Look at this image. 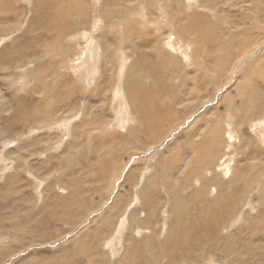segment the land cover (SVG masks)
<instances>
[{
  "label": "rangeland",
  "instance_id": "374dc122",
  "mask_svg": "<svg viewBox=\"0 0 264 264\" xmlns=\"http://www.w3.org/2000/svg\"><path fill=\"white\" fill-rule=\"evenodd\" d=\"M15 48L27 63H0V264H169L167 239L170 257L191 249L183 264H264V0H0V55ZM141 101L162 121L152 136ZM170 203L216 223L191 246L134 236Z\"/></svg>",
  "mask_w": 264,
  "mask_h": 264
},
{
  "label": "crops",
  "instance_id": "0c3cea01",
  "mask_svg": "<svg viewBox=\"0 0 264 264\" xmlns=\"http://www.w3.org/2000/svg\"><path fill=\"white\" fill-rule=\"evenodd\" d=\"M195 193H197V191L194 192V194ZM182 205L183 206H180V207H179V205H175L176 207L175 206L172 207V205L170 203L168 205V207H166L164 209H163V207H160V211L158 213V216L157 217L150 216L151 217L150 218V222H149V219H148V216L149 215L147 214L146 218L144 219L145 220V223L151 224L152 226L151 227H148V228H145L148 225H146L145 227H143L141 224L140 225L138 224L137 225V228L135 229V231L132 230V233L134 234V236H137L140 240L141 239H145L144 243H147L148 242L149 236H150L151 239L154 238V241L156 242V240H158V238H159V235L160 234H164V232H165V235L168 234L167 235V238L169 237V234L170 235H174V234L179 235V234H181L182 236H187V237H189L191 235H194L195 238L189 237L188 240H186L189 243V245L191 246L192 240H194V239H196V240L197 239H200V236H201V233H202V232L199 233V231L196 229V224L199 225L200 223H206V222H208L211 219L214 221V224H215L216 223L215 222V216H213V214H211V216H210V213L213 211V209H210V210L208 209V210L205 211V209L203 208V209H199V210H195L194 211V213L196 215H201L202 216L201 218H199V221L198 220L197 221H191V222H188L186 220L184 221L183 218H182V216L179 217V216H177L176 213L174 214V211H176L177 208L178 209H184V207L186 205L185 204H182ZM177 212H179V211H177ZM169 213L171 214V217L170 216L168 217V214ZM212 213H215V212H212ZM169 218H172V219H170L171 225L170 226L168 225V230H166L165 229V226L169 223ZM129 222H130V224H132L131 223V220L128 221V224H129ZM223 223L224 224H227L226 221H223ZM115 225H114V227L116 229H114V230L115 231L117 230V231L116 232L114 231L113 242H114V239H117L118 238L120 232L123 229V224L120 227V229L117 227V225L120 226V223L119 224H115ZM171 226H173L172 229H171ZM109 229L110 228L107 227V226L105 228L102 227V229L99 228V230H105L106 233L105 232H103V233H105L106 235H110V234H108ZM142 229H145V230H142ZM95 230H96V228H95ZM152 230H153V232L150 234V231H152ZM100 233H101V231H100ZM145 233L146 234L148 233L147 235H149V236H147V235L145 236ZM110 237H111V235H110ZM199 241H201V240H197L196 242H199ZM176 244L177 245H180L181 242H178V243L176 242ZM166 245L168 246V248L166 250H164L163 254L165 255L166 261L169 264H175V263L176 264L177 263L183 264L182 261H184V259L186 258V256H189V257L191 256V249L187 247V248H185L186 249L185 250L186 251L185 254L180 255V252H179L177 254H173L172 257H170L169 254H168V251L172 248L171 246H173L174 244L173 245H170L168 239L165 242H163V243H160L158 245H155V247H157V250H160L162 247H165ZM192 245H194V244H192ZM199 249H201V248H199ZM135 255L136 254H134L132 256V254H131V256L129 258H134ZM135 259H136L135 262H130V260H128V264H130V263L131 264H138V262L141 261V256L140 255H136ZM137 259H138V261H137ZM145 263L146 264H160V263H158L154 259H149V262H146L145 261ZM195 263L196 264H199V261H196ZM185 264H190V263H185Z\"/></svg>",
  "mask_w": 264,
  "mask_h": 264
},
{
  "label": "bare ground",
  "instance_id": "6f19581e",
  "mask_svg": "<svg viewBox=\"0 0 264 264\" xmlns=\"http://www.w3.org/2000/svg\"><path fill=\"white\" fill-rule=\"evenodd\" d=\"M2 4V3H1ZM194 18V17H193ZM194 20V19H193ZM32 22V21H31ZM30 22V23H31ZM33 24V23H32ZM46 24H49V23H46ZM54 24V23H53ZM30 25V24H29ZM58 25V24H57ZM190 25V24H189ZM53 27V26H52ZM63 27H65V26H63ZM58 29V28H57ZM61 29H64V28H61ZM66 28L64 29V30H62V31H60L59 32V30L57 31V36H58V32H59V34L60 35H64L65 33H66ZM27 31V30H26ZM83 34V33H82ZM81 34V35H82ZM63 37V36H62ZM117 46V45H116ZM65 52V51H64ZM25 53V52H24ZM27 55H28V53H26ZM26 54L24 55L23 54V52H22V49H19V48H15L14 50H12V51H10V52H5L4 53V55L2 54V55H0V63L1 64H5V62H6V64L7 65H9L10 67H9V70L11 69V64L13 63V62H15V64L14 65H18V64H24V62H26L27 63V56H26ZM64 54V53H63ZM22 56V57H21ZM66 58V57H65ZM51 59V58H50ZM10 60V61H9ZM47 62V61H46ZM35 72V71H34ZM29 76H32L31 74H29ZM130 83H132L131 81H130ZM125 84V83H124ZM46 85V84H45ZM133 85H136V84H134L133 83ZM140 85V84H139ZM136 87V86H135ZM137 87H138V84H137ZM136 87V88H137ZM34 88H36V87H34ZM33 88V89H34ZM32 89V88H31ZM37 89V88H36ZM64 89V88H63ZM62 89V90H63ZM126 89H128V88H126ZM146 89V88H145ZM42 90V89H41ZM40 90V92H41V94H43V96L45 97V100L47 99V93L46 92H44V90L43 91H41ZM71 90V89H70ZM113 90H114V88H113ZM129 90V89H128ZM132 90V89H131ZM30 92H29V94L33 91H31V90H29ZM36 91V90H35ZM132 91H134V90H132ZM138 92H136V91H134V93H135V95L137 96V95H139V90H137ZM144 91V90H143ZM38 92V91H37ZM36 92V93H37ZM145 92V91H144ZM33 94H34V91L32 92ZM70 93H71V91H70ZM151 93V92H150ZM50 94V93H49ZM76 94V93H75ZM132 94V93H131ZM80 95V94H79ZM129 95V94H128ZM134 95V96H135ZM64 97H65V95H63ZM51 97H53V96H51ZM131 97V96H130ZM143 97H145V96H143ZM178 98H180V97H177V102H179V99ZM181 99V98H180ZM84 100V99H83ZM136 100V99H135ZM142 100V99H141ZM42 101H44V99L42 100ZM48 101H49V99H48ZM66 101V100H65ZM175 101H176V97H175ZM62 103V102H61ZM65 103V102H64ZM135 104L136 103H138V107L141 109V112H140V119H141V122H142V125L143 126H145V127H148V129H145V133H150L149 135L150 136H152L153 135V130L154 129H158V127H159V123H161L160 121H159V119L160 118H157V117H154L155 116V114H154V116H151V114H150V111L148 110L149 108H144L145 106H144V101H141V102H134ZM149 103V102H148ZM133 104V103H132ZM151 105H152V103H151ZM57 107V106H56ZM59 108V107H58ZM56 109V108H55ZM60 109V108H59ZM139 109V110H140ZM49 110V109H48ZM53 110V109H52ZM51 109H50V114H52V111ZM29 112V111H28ZM30 113V112H29ZM38 115H39V113L38 114H32V115H28L27 117H26V121H27V123L28 124H30L31 123V125H35L36 124V121H37V117H38ZM50 117H51V115H50ZM67 117V116H66ZM17 118H20V117H17ZM67 119L68 118H66V119H62L63 121H67ZM70 119V118H69ZM17 121H18V119H16ZM39 120V119H38ZM60 120V119H59ZM40 121V120H39ZM72 122V121H71ZM38 123V122H37ZM17 124H18V122H17ZM21 124V123H20ZM158 125V126H157ZM161 126V125H160ZM34 127H36V126H34ZM34 127H32L33 129H36V128H34ZM129 130H131L130 128H129ZM149 130V131H148ZM7 131H11V129L9 128V130H6V132ZM30 132V131H29ZM6 134V133H5ZM76 135V134H75ZM81 137V135L80 134H78V137ZM131 136V135H130ZM82 144V143H81ZM199 149H200V147H199ZM202 150V149H201ZM199 152V151H198ZM76 170V169H75ZM16 173V172H15ZM19 180V179H18ZM153 184H155V183H153ZM154 186H156V185H154ZM145 202H147V199H145ZM235 203H236V201H235ZM236 204H234L233 205V207L235 206Z\"/></svg>",
  "mask_w": 264,
  "mask_h": 264
}]
</instances>
